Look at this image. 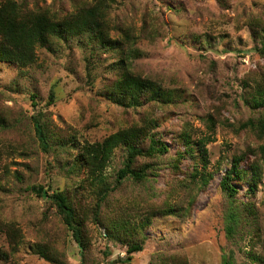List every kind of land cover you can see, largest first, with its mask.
<instances>
[{
	"label": "rangeland",
	"instance_id": "1",
	"mask_svg": "<svg viewBox=\"0 0 264 264\" xmlns=\"http://www.w3.org/2000/svg\"><path fill=\"white\" fill-rule=\"evenodd\" d=\"M110 13L115 23L132 26L136 34H140L144 18H150L158 32L154 37L144 36L138 43L141 57L135 61L134 69L162 81L165 88L180 96L155 111L162 121L161 140L168 145V154L158 163L157 175L146 186L128 183L118 196L126 215L130 209L138 223L153 208L163 211L170 206L178 214L151 220L140 236L145 240L144 249L135 254L130 264H151L156 256L177 254L184 255L189 264H224L223 257L230 252L233 264H257L247 255L249 237L244 241L240 237L257 227L264 232V175L253 192L247 183L251 173L245 182L235 183L236 200L251 203L256 215L247 216L233 241L226 237L228 198L220 183L235 156L260 144L248 130L238 128L257 116L243 101V80L251 85L253 71L264 59L253 50L246 21L264 14V0H116ZM113 33L119 36V32ZM70 46L50 54L46 49L39 50L36 63L24 71L0 64V110L9 121L6 129L0 128V218L21 230L22 244L17 255L12 256L21 264H127L123 261L127 248L108 240L106 229L94 217L87 221L90 244L82 251L57 210L31 191L42 185L52 194L73 190L83 182L82 176L68 172L70 155L42 148L32 115L41 113L42 121L48 122L52 130L66 136L76 134L82 144L104 140L127 123L125 118L132 119L134 115V110L126 111L102 94L115 76L108 70L115 59L105 56L98 69L89 74L93 66L88 69L85 54L75 44ZM31 95L37 98L32 100ZM214 106L235 129L217 124L214 133L209 132L206 117L214 112ZM185 129L195 144L205 137L212 138L204 145L205 164L186 157L181 171L176 172L171 167L178 153L185 151L176 136ZM123 157L120 151L115 154L105 172L107 177L114 175ZM247 159L242 164L244 169H248L247 163L254 156ZM202 174L213 175L208 184H204ZM90 192H82V200L92 207ZM108 208L106 205L102 209V217H106ZM5 239L0 234V250L7 251ZM36 246H46L56 261L42 258Z\"/></svg>",
	"mask_w": 264,
	"mask_h": 264
},
{
	"label": "trees",
	"instance_id": "2",
	"mask_svg": "<svg viewBox=\"0 0 264 264\" xmlns=\"http://www.w3.org/2000/svg\"><path fill=\"white\" fill-rule=\"evenodd\" d=\"M114 2L116 0H52L49 4L47 0H1L0 64L16 66L24 71L36 63L39 50L46 49L49 54L57 53L62 46L71 49V44L78 46L85 54L88 69L93 66L89 74L90 71L98 69V64L105 56L115 59L108 67L110 74L115 76L110 78L111 82L106 84L105 93L102 94L124 110H134L132 119L125 118L127 123L102 141L82 144L76 140V134L67 135L69 137L66 138L63 133L52 130L48 122L42 121L41 113L32 115L42 148L61 153L57 151L59 149L64 151L66 157L70 155L68 161L72 164L69 163L71 171L68 172L73 176H82L83 182L73 190H57L52 194L42 185L32 187L31 191L47 201L51 209L57 210L65 229L72 233L82 251H86L90 244L86 234L87 221L94 217L97 224L106 229L105 237L108 240L121 243L127 248V257L123 261L130 264L135 254L144 249L145 240L140 236L144 235L151 220L178 214L170 206L163 211L153 208L148 211L147 218L138 223L131 217L130 209L126 210V215L118 196L120 192H124L128 183L146 186L149 179L157 175L158 163L168 154V145L161 140L159 129L162 121L155 116V111L180 96L173 89L165 88L162 81L135 71V61L141 57L138 43L146 35L154 37L158 30L148 16L144 18L140 34H136L132 26L115 23L110 13ZM246 23L252 33L254 52L264 59V14L252 16ZM113 31L119 32V36L114 35ZM253 72L251 85L243 80V87L246 89L243 101L257 116L242 122L238 129L248 130V134L260 144L254 149L249 147L242 155L235 156L220 183L221 190L228 198L224 217L228 241L234 240L235 232L244 226L247 216L256 215L251 203L244 204L236 200V184L245 182L247 175L251 173L247 183L253 192L264 175V63L257 65ZM31 98L34 100L37 96L31 95ZM54 99L52 92L50 101L53 102ZM8 122L5 112L0 110V128L6 129ZM206 123L210 133H214L217 124L229 129L236 128L230 120L222 117L217 106H214L213 113L207 115ZM211 138L205 137L195 144L190 131L185 129L176 136L177 142L185 146V151L178 153L179 158L171 169L181 171V164L186 157L205 164L207 150L204 145ZM119 151L124 156L119 162L120 166L112 177H107L105 172ZM250 156H254V160L247 163L248 169H244L242 164ZM191 176L193 178L195 174L191 173ZM201 176L204 184H208L213 175ZM17 179L20 177L17 176ZM88 189L91 191L89 196L94 200L92 207L84 205L82 200V192H87ZM106 205L109 208L106 217H102V209ZM241 205L244 209H241ZM0 234L6 238L8 245L7 251L0 250V264H21L12 258L19 252L23 241L21 230L14 223L4 222L0 218ZM247 237L250 245L248 257L254 263L264 264V232L257 227L240 238L244 241ZM35 250L45 260L56 261L53 252L46 246H36ZM223 261L224 264H233V254H225ZM151 264L189 262L184 255L177 254L156 256Z\"/></svg>",
	"mask_w": 264,
	"mask_h": 264
}]
</instances>
